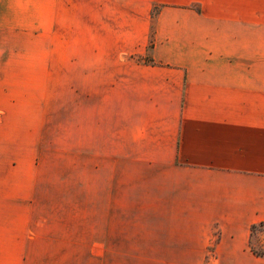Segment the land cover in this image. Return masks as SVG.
<instances>
[{
	"label": "crops",
	"instance_id": "crops-1",
	"mask_svg": "<svg viewBox=\"0 0 264 264\" xmlns=\"http://www.w3.org/2000/svg\"><path fill=\"white\" fill-rule=\"evenodd\" d=\"M74 49L84 165L103 167L113 217L123 199L147 220L25 204L38 148L10 133L55 112ZM261 223L264 0H0V264H264Z\"/></svg>",
	"mask_w": 264,
	"mask_h": 264
},
{
	"label": "rangeland",
	"instance_id": "rangeland-1",
	"mask_svg": "<svg viewBox=\"0 0 264 264\" xmlns=\"http://www.w3.org/2000/svg\"><path fill=\"white\" fill-rule=\"evenodd\" d=\"M166 8L168 13H176L177 9L185 11L191 9V6ZM161 9L162 7L155 5L152 8V32L155 31V18ZM69 60L74 63V69L62 70L58 67L57 70L55 112L51 111L46 118L35 116L18 119L19 132L10 133V140L37 145L38 148L34 173L39 178L29 197H26L25 204L41 207L40 212L32 215L36 220H147L148 215H145L142 207H129L123 204V199L122 209L113 217L112 199L107 197L111 183L104 181L103 167H99L97 172V167L92 171L87 161L84 165L81 150L84 102L81 99L80 70L75 69L81 60L78 49H74L71 54L58 53V66L60 63H68ZM135 60L151 59L147 55L138 54ZM12 128L10 125V129ZM85 210L89 213L84 214ZM30 216L26 215V220ZM251 245L264 257V225L258 226L252 234Z\"/></svg>",
	"mask_w": 264,
	"mask_h": 264
},
{
	"label": "trees",
	"instance_id": "trees-1",
	"mask_svg": "<svg viewBox=\"0 0 264 264\" xmlns=\"http://www.w3.org/2000/svg\"><path fill=\"white\" fill-rule=\"evenodd\" d=\"M264 225V223H261V224H259V225H256V226H254L253 228H252V234L254 233V231L256 230V228L258 227V226H263ZM250 248H251V250L255 253V254H257L258 256H263V255H260L259 253H257L255 250H254V248H253V246L250 244Z\"/></svg>",
	"mask_w": 264,
	"mask_h": 264
}]
</instances>
